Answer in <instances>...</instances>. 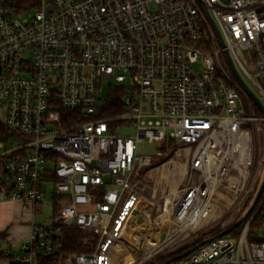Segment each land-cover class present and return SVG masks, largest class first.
I'll return each mask as SVG.
<instances>
[{"label":"built area","instance_id":"1","mask_svg":"<svg viewBox=\"0 0 264 264\" xmlns=\"http://www.w3.org/2000/svg\"><path fill=\"white\" fill-rule=\"evenodd\" d=\"M226 51L264 105V0H0V124L13 133L0 138V203L41 211L49 185L61 199L22 254L5 256L112 264L132 221L151 212L173 231L164 240L224 207L234 222L221 228L235 225L263 172L264 114ZM105 79L117 85L104 99ZM130 127L134 136L120 134ZM141 142L158 153H140ZM263 206L264 193L239 234L212 237L179 264H264V240L250 239ZM59 224L94 233L96 250L64 252Z\"/></svg>","mask_w":264,"mask_h":264},{"label":"rangeland","instance_id":"2","mask_svg":"<svg viewBox=\"0 0 264 264\" xmlns=\"http://www.w3.org/2000/svg\"><path fill=\"white\" fill-rule=\"evenodd\" d=\"M249 61L250 60L248 58L245 59L246 64H249ZM112 85L113 86L117 85V82L115 80H110V79L104 80L103 88L101 90V95L104 99L108 97L110 90L113 89ZM125 85L127 86V88H130L131 82L128 80L125 82ZM136 133L137 130L135 127H130L120 130V134L122 135L134 136ZM12 140H16V142L18 143H21L22 141L15 137ZM158 149L159 147L157 143L141 142L139 144L140 153L155 155L158 153ZM263 156H264V140L262 139L261 141L260 140L257 141V146H256L255 157H256L257 169L259 167V161ZM3 163H4L3 159L0 158V172H1V168L4 165ZM262 167H263V172L261 173L260 176L257 193L264 179V165ZM257 193L253 196L250 203H248V205L245 207L243 213L244 216L247 214V212L253 205ZM56 199L58 203L61 200L59 198H56L53 186L49 185L46 196L42 200V210L38 212V215L36 217V222L43 223L47 217L53 215L55 210ZM224 211H225V207L223 208V212L221 211L216 212L213 217L214 219L210 222L208 226H204L200 230H194L185 233L180 239L176 241V243H171L162 250L157 252L155 250H157V248L161 245L162 242L168 243L170 241L171 236L169 237L168 240H164V239L166 234L173 232L172 229L166 228L165 222H163L158 217L157 214H153L152 212L151 214L144 215L142 217L143 225L138 223L140 221L133 220L132 221L133 224L132 223L130 224L129 228L127 229V231L125 232V234L123 235V237L115 247L114 259L112 264H149L151 261H153V259L157 255L161 254L162 252L164 253H162L161 256H168L170 253L183 250L184 248L188 247L196 240L208 236V234H210L212 229L217 227H218L217 229H220L223 223H231L234 219V214H235L234 209H230L229 211H226V213H224ZM260 221L261 219L260 217H258L253 228L254 227H256V229L259 228L258 222ZM167 224L169 223H166V225ZM254 231L256 233V230ZM21 244L22 243L19 240H14L12 242L1 241L0 251L3 253L10 252L13 254H18V253L22 254L19 251ZM97 245L98 242L95 245L94 249L87 253L94 252L97 248Z\"/></svg>","mask_w":264,"mask_h":264},{"label":"trees","instance_id":"3","mask_svg":"<svg viewBox=\"0 0 264 264\" xmlns=\"http://www.w3.org/2000/svg\"><path fill=\"white\" fill-rule=\"evenodd\" d=\"M113 113H115V112L113 110L112 111L110 110L108 113H106V115L107 114H113ZM12 135H13L12 132H10L6 127H4V125L0 124V138L7 139L8 137H11ZM56 198H58V197H56ZM58 210H59V203L56 199L54 213H57ZM258 217H260V219H261L260 222L264 221V206H263V209L261 210V212L258 214ZM235 224H236V222H235ZM58 227H60V232L57 236V240L62 244V249L64 252H67V253H87L89 251H92L98 242L94 233L85 232L75 225L65 226V225L59 224ZM242 227H243V223L237 225L232 230L231 233L232 234H239L241 232ZM217 228L212 229V231L210 232V234H208V236L196 240L195 242H193L191 245L184 248L183 250H179L177 252L170 253L168 256H161L162 253H164V252H162L161 254L157 255L153 259V261H151L149 264H179L182 259L177 260L176 257L178 255H181L185 251H188L192 248L201 246L202 244H204V242L208 238L215 237V236L221 234L223 231H225L222 228L221 229H217ZM255 229H256V227L251 228L250 239L264 240V236L258 237L256 235H254ZM9 259H10V264H25V263H22L20 261H16L13 258H9ZM65 260H66L65 257L56 258L54 256H49V255H41L39 257V263L40 264H63L65 262Z\"/></svg>","mask_w":264,"mask_h":264},{"label":"crops","instance_id":"4","mask_svg":"<svg viewBox=\"0 0 264 264\" xmlns=\"http://www.w3.org/2000/svg\"><path fill=\"white\" fill-rule=\"evenodd\" d=\"M56 197L60 199L59 196ZM38 212H33L31 207L25 206L20 201L5 200L1 202L0 242H12L14 240H19L23 244L28 241L32 233V225L36 222ZM0 264H10V259L1 251ZM63 264L66 263L64 262Z\"/></svg>","mask_w":264,"mask_h":264},{"label":"water","instance_id":"5","mask_svg":"<svg viewBox=\"0 0 264 264\" xmlns=\"http://www.w3.org/2000/svg\"><path fill=\"white\" fill-rule=\"evenodd\" d=\"M205 14L207 16V18L209 19L213 29L215 30V32L217 33L219 39H220V42L222 44V46H225V42H224V39L222 37V34L219 30V27L217 26V24L215 23L213 17L211 16V14L209 13L208 10L205 9ZM226 55H227V58H228V61H229V64L232 68V71L237 79V81L239 82V84L242 86V88L245 90V92L251 97V99L255 102V104L259 107V109L262 111V113L264 114V105L263 103L261 102L260 98L255 94V92L249 87V85L245 82V80L243 79V77L241 76L240 72L238 71L237 67L235 66L234 62H233V59L230 55V53L228 51H226ZM264 193V179L261 183V186H260V189L256 195V198L253 202V205L251 206V208L249 209V211L247 212V214L245 216H243L235 225H233L232 227H230L229 229L223 231L221 234L219 235H225V234H228L230 233L237 225L243 223L248 215L253 211V209L255 208V206L257 205V203L260 201L262 195ZM212 239L211 238H208L205 242H208ZM204 242V243H205ZM198 247H195V248H192L188 251H185L184 253H182L181 255H178L176 257L177 260H181L185 257H187L189 254H191L193 251H195Z\"/></svg>","mask_w":264,"mask_h":264},{"label":"bare ground","instance_id":"6","mask_svg":"<svg viewBox=\"0 0 264 264\" xmlns=\"http://www.w3.org/2000/svg\"><path fill=\"white\" fill-rule=\"evenodd\" d=\"M133 224V223H132ZM140 224L141 225H143V222H140ZM161 224V223H160ZM139 225V224H138ZM168 226V225H167ZM163 227V226H162ZM165 227V226H164ZM160 229V228H159ZM185 233H187V230L185 229V230H180V233H179V235H183V234H185ZM179 235H177V236H179ZM177 236H174V237H170V241L168 242V243H165V242H162L161 243V245L157 248V250H155L156 252L157 251H160V250H162L163 248H165L166 246H168L169 244H171V243H173L174 241H176L177 240ZM145 258V257H144ZM146 259V258H145ZM143 263V262H142Z\"/></svg>","mask_w":264,"mask_h":264}]
</instances>
